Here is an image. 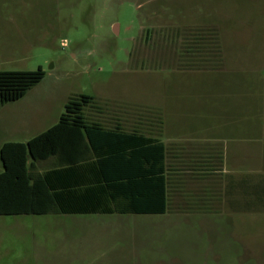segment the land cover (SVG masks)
Segmentation results:
<instances>
[{"label": "rangeland", "instance_id": "1", "mask_svg": "<svg viewBox=\"0 0 264 264\" xmlns=\"http://www.w3.org/2000/svg\"><path fill=\"white\" fill-rule=\"evenodd\" d=\"M211 28L218 70L244 71L235 76L245 82L258 72L254 98L230 92L216 108L234 132L260 128L261 166L251 177L264 180V0H0V71L44 72L23 98L0 108V140L26 142L77 94L98 103L99 114L87 110L93 120L157 134L155 106L162 110L169 83L212 65L186 54L195 38L215 35ZM223 76L220 88L234 90ZM192 77L181 86L194 88ZM94 217L0 216V264H264V212L234 213L216 234L191 216L188 224L171 219L143 233L131 229L123 240L107 225L71 220Z\"/></svg>", "mask_w": 264, "mask_h": 264}, {"label": "crops", "instance_id": "2", "mask_svg": "<svg viewBox=\"0 0 264 264\" xmlns=\"http://www.w3.org/2000/svg\"><path fill=\"white\" fill-rule=\"evenodd\" d=\"M190 70H185L186 74L180 76L175 74L177 80L171 81L170 86H167L162 110L155 106L158 111H161L162 118L157 134L131 125L126 127L117 124H102L101 127L104 130L114 131V133L92 131L85 137V142L88 144L90 141H99L100 145H103L98 151L99 156L92 157L89 161L93 163L95 159H105L110 155L116 156L121 153V157L113 158L111 163L114 166H108L106 172L114 176L120 173L121 176L118 175L117 178L123 177V179L127 177V173L133 172L129 175L136 181L141 179L145 181V184H137V190L133 192V195L137 197L133 200L134 204L140 206L139 209L147 208L145 206L159 207L157 198L163 189L167 201L166 212L150 215L56 216H95L91 219L71 218V220L76 224L81 221L88 225H107L114 231L115 237L123 240L124 236H131V229L143 233L145 229L151 228L152 230L166 226L167 221L171 219L188 224L191 216L204 219L205 221L199 220L201 223L198 226L205 227V231L215 229L213 233L216 234L218 228L221 227L219 223L234 217V213L245 216L247 213L264 212V180L256 181L251 177L253 171L261 166L258 148L262 144V137L257 134L260 128L250 124L234 132L235 128L232 126L235 124H229L228 118L223 119L216 108L219 106V101L231 94L230 92L237 97L247 95L254 98L253 95L261 90L258 72L250 73L253 78L245 82L235 76L244 74V71ZM223 75H228L223 84L236 83L237 87L234 90L220 88L221 81L218 79L226 77ZM188 77H192L190 80L195 79L192 82L195 87L192 86L191 90L181 86L182 81L187 82ZM178 84L180 88H177ZM56 122L47 129L54 126ZM115 127L128 134L132 132L131 130H136V135L152 137L163 144V173L160 174L163 176V181L155 180L159 176L157 173L160 171V166L153 161L146 164L141 154L132 155L135 151H141L139 149L144 148L146 144L139 142L133 145L132 142H138V139H123L115 133L117 132ZM6 142L11 141L0 140V149ZM42 164L46 167H41ZM52 164L53 159L51 158L39 161L35 163V171L43 173ZM0 166L2 169L1 161ZM121 197L125 198V196ZM119 203L123 206L127 204L124 200H120ZM137 219L149 220V222L141 223L140 220L139 223ZM208 232L209 230L206 233ZM216 238L219 239V235ZM141 249L143 250L142 246ZM141 251H138V255L136 253L133 259L140 256Z\"/></svg>", "mask_w": 264, "mask_h": 264}, {"label": "trees", "instance_id": "3", "mask_svg": "<svg viewBox=\"0 0 264 264\" xmlns=\"http://www.w3.org/2000/svg\"><path fill=\"white\" fill-rule=\"evenodd\" d=\"M208 32L215 35H210L206 40L193 38V48L186 52L195 58L192 62L212 64L195 66L197 70L219 69L214 65L222 58L215 45L218 43L215 38L217 31L211 28ZM43 77L44 72L40 67L29 72L0 71V108L23 98ZM97 106L95 99L87 95L69 97L54 126L25 143L11 141L3 144L0 149L3 169L0 173V216L150 215L166 212L167 201L163 189L157 198L159 207L145 206L147 208L139 209L140 206L134 204L133 200L137 197L133 192H136L137 184H145V181H136L130 176L133 172L127 173L124 179L117 178L118 175L121 176L120 173L114 176L106 172L108 166H114L111 163L113 158L121 157V153L105 159H95L94 164L89 161L92 157L99 156L98 151L103 145L99 141H90L88 144L85 137L92 131L108 132L101 127L103 123L93 120L94 115H89L87 111L93 109L94 114H99L101 109ZM158 124H161V118ZM114 129H117L115 133L123 139H138V142H132L133 145L139 142L146 144L139 149L141 151H135L132 155L141 154L146 164L153 161L160 166L157 173L159 176L155 180L163 181V176L160 175L163 173V144L152 137L136 135V130H131L128 134L121 132L118 127ZM50 158L53 159L51 167L43 173H37L35 163ZM120 200L126 201V206L120 204Z\"/></svg>", "mask_w": 264, "mask_h": 264}, {"label": "water", "instance_id": "4", "mask_svg": "<svg viewBox=\"0 0 264 264\" xmlns=\"http://www.w3.org/2000/svg\"><path fill=\"white\" fill-rule=\"evenodd\" d=\"M116 28V27H115Z\"/></svg>", "mask_w": 264, "mask_h": 264}]
</instances>
